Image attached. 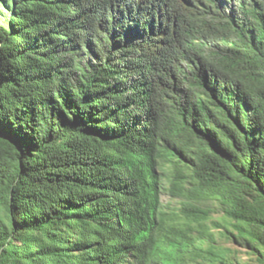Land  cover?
Returning a JSON list of instances; mask_svg holds the SVG:
<instances>
[{
	"label": "trees",
	"instance_id": "1",
	"mask_svg": "<svg viewBox=\"0 0 264 264\" xmlns=\"http://www.w3.org/2000/svg\"><path fill=\"white\" fill-rule=\"evenodd\" d=\"M214 202L264 262V0H0V264H215Z\"/></svg>",
	"mask_w": 264,
	"mask_h": 264
},
{
	"label": "rangeland",
	"instance_id": "2",
	"mask_svg": "<svg viewBox=\"0 0 264 264\" xmlns=\"http://www.w3.org/2000/svg\"><path fill=\"white\" fill-rule=\"evenodd\" d=\"M162 200L167 207L176 208L179 205L177 200L180 199L164 194ZM210 209L211 217L207 227L211 236L202 245L205 248L212 245L223 255L215 264H264L254 249L236 237L232 222L226 218L218 202L210 203Z\"/></svg>",
	"mask_w": 264,
	"mask_h": 264
}]
</instances>
